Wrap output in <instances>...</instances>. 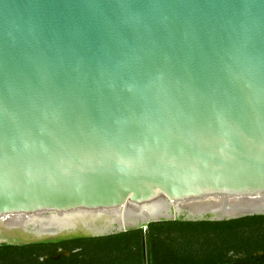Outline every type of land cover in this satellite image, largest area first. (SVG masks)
Masks as SVG:
<instances>
[{
    "label": "water",
    "instance_id": "95a60500",
    "mask_svg": "<svg viewBox=\"0 0 264 264\" xmlns=\"http://www.w3.org/2000/svg\"><path fill=\"white\" fill-rule=\"evenodd\" d=\"M257 214L264 0H0V244Z\"/></svg>",
    "mask_w": 264,
    "mask_h": 264
},
{
    "label": "trees",
    "instance_id": "16d2710c",
    "mask_svg": "<svg viewBox=\"0 0 264 264\" xmlns=\"http://www.w3.org/2000/svg\"><path fill=\"white\" fill-rule=\"evenodd\" d=\"M147 231L151 264H264L263 214L223 220L152 221L147 224ZM142 239L143 229L131 228L103 236L22 245L3 243L0 244V261L24 256L6 254L3 249L48 246L55 252L65 242L75 246L82 241L93 244L90 253L97 264H142Z\"/></svg>",
    "mask_w": 264,
    "mask_h": 264
},
{
    "label": "flooded vegetation",
    "instance_id": "af4514ba",
    "mask_svg": "<svg viewBox=\"0 0 264 264\" xmlns=\"http://www.w3.org/2000/svg\"><path fill=\"white\" fill-rule=\"evenodd\" d=\"M183 217L184 216H182V218ZM182 220H187V219L183 218ZM204 220H208V219H204ZM190 221H198V220H190ZM79 237H94V236H79ZM143 237H144V233H143ZM65 239H71V238H65ZM148 244H149V239H148ZM14 245H22V244H14ZM92 245L93 244L81 241L74 246L73 243L65 242L64 245L59 246L55 252H52V249L50 247L48 248V246L47 247L40 246L39 248H35V249L27 248L23 250L3 249V252L6 254L11 252V254L13 255H20V256L24 255V256L23 257L15 256L14 258L4 259L3 261H0V264H97V262H93V254L90 253L91 250L90 247ZM141 245H142V249H141L142 264H144V256H143L144 252H143L142 242ZM47 248L49 250H47ZM28 251H32V252H28ZM27 254H30L31 257H28ZM33 256H35L36 258H34ZM149 257H150L149 264H151L150 245H149ZM166 264H172V263H166Z\"/></svg>",
    "mask_w": 264,
    "mask_h": 264
},
{
    "label": "rangeland",
    "instance_id": "374dc122",
    "mask_svg": "<svg viewBox=\"0 0 264 264\" xmlns=\"http://www.w3.org/2000/svg\"><path fill=\"white\" fill-rule=\"evenodd\" d=\"M168 220H174V219H168Z\"/></svg>",
    "mask_w": 264,
    "mask_h": 264
}]
</instances>
